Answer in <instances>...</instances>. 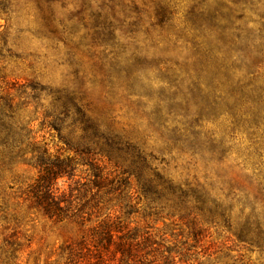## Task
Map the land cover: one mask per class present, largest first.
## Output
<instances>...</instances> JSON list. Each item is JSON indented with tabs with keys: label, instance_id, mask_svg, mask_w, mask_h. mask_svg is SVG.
<instances>
[{
	"label": "rangeland",
	"instance_id": "1",
	"mask_svg": "<svg viewBox=\"0 0 264 264\" xmlns=\"http://www.w3.org/2000/svg\"><path fill=\"white\" fill-rule=\"evenodd\" d=\"M204 3L223 13L232 6L229 0ZM199 4L0 0V96L13 99L11 123L23 127L51 160L70 158L74 165L72 176L54 186L57 199L64 200L61 221L19 197L36 179V170L0 169V264H99L100 259L105 264H264V121L230 132L228 111L204 118L197 129L223 140L222 160L208 150L167 144L172 130L183 129L182 112L169 111V97L178 83L180 94L190 98L196 59L191 11ZM160 7L167 16L162 24ZM236 16L250 46L264 50V0H253ZM115 55L132 67L136 80L131 85L111 70ZM65 94H76L102 125L134 142L145 139L147 175L156 171L185 194L145 196L129 161L112 154L108 163L99 147L95 156L77 155L87 146L75 110L63 112L59 97ZM158 105L162 122L155 116ZM190 108L196 111L193 103ZM89 158L109 174L102 188L94 184ZM198 186L209 192L202 201L191 191ZM105 225L112 226L113 242L99 233Z\"/></svg>",
	"mask_w": 264,
	"mask_h": 264
},
{
	"label": "trees",
	"instance_id": "2",
	"mask_svg": "<svg viewBox=\"0 0 264 264\" xmlns=\"http://www.w3.org/2000/svg\"><path fill=\"white\" fill-rule=\"evenodd\" d=\"M229 1L232 6L228 8L227 13L218 9L211 10L204 0L192 8L191 21L196 32L192 44L196 59L192 64L191 82L188 85L190 98L187 99L180 94L178 83L176 91L169 97L171 102L169 111L174 115L182 112L183 129L172 130L167 144L171 145V148H188L192 152L208 150L212 155H216L218 160H222L226 153L225 144L221 138L217 139L214 133H202L197 129L204 118H218L221 112L228 111L232 118L230 132H234L241 125L249 128L264 121L263 90L258 83L262 77L260 69L263 66L261 61L264 60V50L250 46L251 38L243 33L235 21L238 20L237 13L243 12L245 5H252L253 0ZM165 11L160 7L157 12L160 24L167 20ZM106 33L108 36L111 34ZM101 34L105 36L104 32ZM199 36L203 37V40L199 41L197 39ZM104 38L105 43L108 37ZM229 52L237 53L236 57L229 56ZM110 68L124 75L129 85L136 80L132 67L122 65L118 55L110 61ZM179 96L182 98L179 99ZM162 97L168 98L164 94ZM60 99L64 114L70 108L75 110L77 122L83 132L82 139L87 147L84 150H76L77 155L95 156V151L99 147L106 152L107 155L101 156L106 157L108 163H112V154L129 161L130 166L137 172L139 188L145 196L160 198L168 193L176 196L177 191H180L181 195L185 194L156 171H153L151 176L147 175V169L150 167L144 148L145 139L134 142L127 134L117 131L112 125H102L97 118L87 113L85 105L76 94H65L60 96ZM191 103L196 106L194 113L190 110ZM14 109L13 99L8 98V94L5 97L0 96V169L11 172L18 165H23L36 170V179L20 191L19 197L41 210L50 219L61 221L65 217L62 206L64 200L57 199L54 186L59 179L72 176L73 159L64 160L56 157L51 160L47 150L35 147L23 134V127L19 128L11 123L13 118L9 113H13ZM155 116L156 120L162 122L163 113L160 105L156 107ZM103 147L105 148L102 149ZM28 154L31 158H27ZM89 159L94 172V184L102 188L109 182V174L103 173L105 168L99 167L95 158ZM112 166L120 167L117 163H113ZM191 191L200 201L209 195L204 186H198ZM113 232L111 225H105L99 233L104 234L108 242H113ZM131 247L128 248L129 252ZM98 263L105 264L102 259Z\"/></svg>",
	"mask_w": 264,
	"mask_h": 264
}]
</instances>
